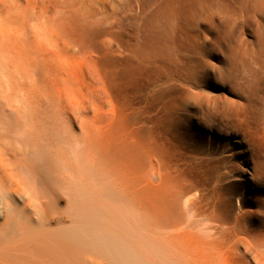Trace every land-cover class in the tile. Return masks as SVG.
Segmentation results:
<instances>
[{
  "label": "rangeland",
  "instance_id": "rangeland-1",
  "mask_svg": "<svg viewBox=\"0 0 264 264\" xmlns=\"http://www.w3.org/2000/svg\"><path fill=\"white\" fill-rule=\"evenodd\" d=\"M73 6L64 10L63 28L93 51L114 129L154 143L158 174L152 206L143 201L141 211L104 218L117 240L102 251L82 240L80 264H187L212 250L215 264H244L222 252L239 237L264 249V0ZM109 38L123 46L154 41L152 64L133 75L128 58L102 53L100 41ZM107 68L117 70L115 84ZM165 211L179 217V238L158 226L157 213Z\"/></svg>",
  "mask_w": 264,
  "mask_h": 264
},
{
  "label": "bare ground",
  "instance_id": "bare-ground-1",
  "mask_svg": "<svg viewBox=\"0 0 264 264\" xmlns=\"http://www.w3.org/2000/svg\"><path fill=\"white\" fill-rule=\"evenodd\" d=\"M73 4L0 0V264H80L79 242L102 251L117 240L110 216L156 200L154 143L114 129L93 51L63 28ZM100 45L106 56L128 58L133 75L156 54L154 41L141 38ZM80 56L89 59L75 64ZM106 74L108 84L118 81L117 70ZM166 213H157L158 226L179 238V217ZM262 247L239 237L222 254L264 264ZM208 254L187 264H215Z\"/></svg>",
  "mask_w": 264,
  "mask_h": 264
}]
</instances>
